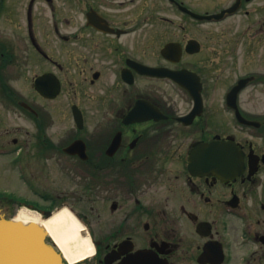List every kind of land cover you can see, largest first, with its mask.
I'll list each match as a JSON object with an SVG mask.
<instances>
[{
	"label": "flooded vegetation",
	"instance_id": "af4514ba",
	"mask_svg": "<svg viewBox=\"0 0 264 264\" xmlns=\"http://www.w3.org/2000/svg\"><path fill=\"white\" fill-rule=\"evenodd\" d=\"M4 102L83 264H264V0H0Z\"/></svg>",
	"mask_w": 264,
	"mask_h": 264
},
{
	"label": "rangeland",
	"instance_id": "374dc122",
	"mask_svg": "<svg viewBox=\"0 0 264 264\" xmlns=\"http://www.w3.org/2000/svg\"><path fill=\"white\" fill-rule=\"evenodd\" d=\"M15 109L11 108L8 102L0 103V143H4L10 137L7 133L13 132L14 128L32 126V121L26 114H23L20 109ZM24 152L25 150L20 153V156ZM16 155L17 153L12 155L0 153V192L5 194L4 196L0 193V215L6 214L11 217L17 216V213L26 207L24 204L12 202L7 197L8 195L13 193L15 196L25 197V199L46 205L49 202L40 195L42 193L40 186H50V182L56 176L54 174L55 167L49 166L48 161L34 160V155L30 153L29 160L33 161L27 166L17 163ZM33 175L35 181L31 179ZM42 175L45 176L42 177Z\"/></svg>",
	"mask_w": 264,
	"mask_h": 264
},
{
	"label": "water",
	"instance_id": "95a60500",
	"mask_svg": "<svg viewBox=\"0 0 264 264\" xmlns=\"http://www.w3.org/2000/svg\"><path fill=\"white\" fill-rule=\"evenodd\" d=\"M221 160L223 164V155ZM55 246L37 223L25 224L0 215V264H62V255Z\"/></svg>",
	"mask_w": 264,
	"mask_h": 264
},
{
	"label": "bare ground",
	"instance_id": "6f19581e",
	"mask_svg": "<svg viewBox=\"0 0 264 264\" xmlns=\"http://www.w3.org/2000/svg\"><path fill=\"white\" fill-rule=\"evenodd\" d=\"M16 220L25 224L37 223L43 227L61 251L62 264H83L93 254L95 247L89 236L83 235L84 226L67 208H63L48 218L28 208H22Z\"/></svg>",
	"mask_w": 264,
	"mask_h": 264
}]
</instances>
